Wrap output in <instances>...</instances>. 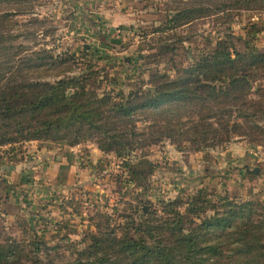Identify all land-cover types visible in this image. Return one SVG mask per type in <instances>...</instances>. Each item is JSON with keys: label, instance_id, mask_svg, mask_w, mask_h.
Returning a JSON list of instances; mask_svg holds the SVG:
<instances>
[{"label": "trees", "instance_id": "obj_1", "mask_svg": "<svg viewBox=\"0 0 264 264\" xmlns=\"http://www.w3.org/2000/svg\"><path fill=\"white\" fill-rule=\"evenodd\" d=\"M177 3L154 33L234 11L264 17V0ZM17 16L0 13V147L92 141L104 153L127 158L144 142L175 137L198 151L220 144L224 135L227 142L237 132L264 143V112L249 111L253 95L264 100V47L257 45L264 20L244 35L228 29L211 51L194 54L187 67H176L171 75L157 72L149 88L125 92L102 89L92 75L71 71L75 58L66 53L21 43L36 37L29 28L41 22L30 17L20 25ZM142 116L151 118L144 127L139 126ZM131 166L128 159L124 169L134 182L143 174ZM7 191V185L0 186L1 212L19 222L14 219L18 213L8 212ZM201 194L163 202L161 217L133 221L134 234L126 226L119 233L112 229L93 235L75 264H264V205L219 194L208 201ZM0 264L44 263L38 255H25L24 246L11 237L0 243Z\"/></svg>", "mask_w": 264, "mask_h": 264}, {"label": "rangeland", "instance_id": "obj_2", "mask_svg": "<svg viewBox=\"0 0 264 264\" xmlns=\"http://www.w3.org/2000/svg\"><path fill=\"white\" fill-rule=\"evenodd\" d=\"M178 1L0 0V13H15L20 25L36 17L41 23L29 28L36 37L21 43L66 53L75 58L71 71L92 75L102 89L125 92L149 88L157 72L171 75L176 67H187L194 54L211 51L228 29L244 35L253 23L260 26L264 20L260 14L234 11L154 33ZM262 29L260 47H264ZM252 99L249 111L264 112V100L257 94ZM148 119L142 116L139 126ZM232 136L225 142L224 135L223 142L201 151L185 138L151 140L127 158L104 153L92 141L74 145L31 141L0 147V165L27 171L22 183H9L0 175V186L7 185L11 196L8 212L18 213L14 219L19 220L5 218L0 206V243L13 237L30 258L38 255L44 264H75L93 235L112 229L119 233L126 226L134 234L133 221L161 217L163 202L202 191L208 201H216L212 195L219 194L264 205V143L238 132ZM128 159L143 174L134 182L124 169Z\"/></svg>", "mask_w": 264, "mask_h": 264}, {"label": "crops", "instance_id": "obj_3", "mask_svg": "<svg viewBox=\"0 0 264 264\" xmlns=\"http://www.w3.org/2000/svg\"><path fill=\"white\" fill-rule=\"evenodd\" d=\"M39 152L41 153L40 156L43 157L44 153H42L41 151H39ZM38 153L35 154L37 157H39ZM49 162L50 161H48V163ZM26 173H27V171L25 172V170H22V169L19 170L18 166H10V167H8L7 165H5V166L3 164L0 165V175H2L4 178H6L9 183H11L13 180H17L20 183L24 182L25 179H27ZM7 192L9 193V190ZM8 196H9V198L11 197L10 194H8ZM10 201H11V198H10Z\"/></svg>", "mask_w": 264, "mask_h": 264}, {"label": "water", "instance_id": "obj_4", "mask_svg": "<svg viewBox=\"0 0 264 264\" xmlns=\"http://www.w3.org/2000/svg\"><path fill=\"white\" fill-rule=\"evenodd\" d=\"M254 172H255V173H257L258 171H257V170H255Z\"/></svg>", "mask_w": 264, "mask_h": 264}]
</instances>
